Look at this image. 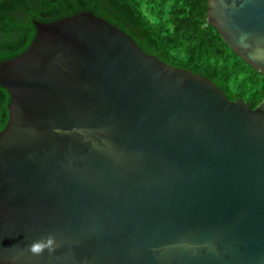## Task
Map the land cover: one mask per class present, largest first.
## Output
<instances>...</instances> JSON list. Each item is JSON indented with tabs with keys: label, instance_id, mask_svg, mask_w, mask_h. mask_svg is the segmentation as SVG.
Wrapping results in <instances>:
<instances>
[{
	"label": "water",
	"instance_id": "obj_1",
	"mask_svg": "<svg viewBox=\"0 0 264 264\" xmlns=\"http://www.w3.org/2000/svg\"><path fill=\"white\" fill-rule=\"evenodd\" d=\"M207 11L264 74V0ZM35 24L0 66V264H264V101L93 13Z\"/></svg>",
	"mask_w": 264,
	"mask_h": 264
},
{
	"label": "trees",
	"instance_id": "obj_2",
	"mask_svg": "<svg viewBox=\"0 0 264 264\" xmlns=\"http://www.w3.org/2000/svg\"><path fill=\"white\" fill-rule=\"evenodd\" d=\"M209 0H0V66L24 53L42 23L93 13L128 33L147 54L202 74L229 99L256 108L264 74L236 53L208 21ZM9 91L0 86V132L9 119Z\"/></svg>",
	"mask_w": 264,
	"mask_h": 264
},
{
	"label": "clouds",
	"instance_id": "obj_3",
	"mask_svg": "<svg viewBox=\"0 0 264 264\" xmlns=\"http://www.w3.org/2000/svg\"><path fill=\"white\" fill-rule=\"evenodd\" d=\"M40 245H37V246H35L34 248H33V251H39L40 250Z\"/></svg>",
	"mask_w": 264,
	"mask_h": 264
}]
</instances>
